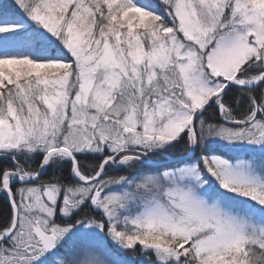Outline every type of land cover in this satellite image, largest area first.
I'll return each mask as SVG.
<instances>
[{
	"label": "snow or ice",
	"instance_id": "6c2138e0",
	"mask_svg": "<svg viewBox=\"0 0 264 264\" xmlns=\"http://www.w3.org/2000/svg\"><path fill=\"white\" fill-rule=\"evenodd\" d=\"M0 195V264H264V0L0 4Z\"/></svg>",
	"mask_w": 264,
	"mask_h": 264
},
{
	"label": "trees",
	"instance_id": "16d2710c",
	"mask_svg": "<svg viewBox=\"0 0 264 264\" xmlns=\"http://www.w3.org/2000/svg\"><path fill=\"white\" fill-rule=\"evenodd\" d=\"M12 0H0V4H8L11 3ZM233 107L235 108V105L233 104ZM247 109V104H242L241 108L236 109V115L240 116L241 113ZM206 118L210 121V122H215L218 121L220 119L219 117V113L214 111L213 109H209L208 113L206 114ZM184 146L181 145L180 148L177 150L178 152H183ZM171 159L174 158V155L170 154ZM156 160H158L159 162H165V158L163 157H158V158H154ZM95 162L92 160H82L81 164L82 167L85 170H88L90 168V166H92ZM162 170V169H161ZM68 169L65 168V170L63 172H57L55 175L57 176H61V177H67L68 176ZM51 173H49L48 175H46L44 177V179H50L51 178ZM10 213H11V209H10V205L8 203V201L5 199V197L3 195H0V226H3L7 220L10 218ZM83 216V213L81 214ZM111 252L116 256V257H120V258H125L127 256H130L131 250L130 251H125V252H120L119 250L115 249V248H110Z\"/></svg>",
	"mask_w": 264,
	"mask_h": 264
},
{
	"label": "rangeland",
	"instance_id": "374dc122",
	"mask_svg": "<svg viewBox=\"0 0 264 264\" xmlns=\"http://www.w3.org/2000/svg\"><path fill=\"white\" fill-rule=\"evenodd\" d=\"M115 248L117 250H119L120 252H125V251H130V250H122L119 249L115 244L112 243V241L108 238H105V240L94 249V251L96 252V254L100 257V259L102 260H106V261H111L113 256H115L110 248ZM116 257V256H115ZM130 256L125 257L124 259H130Z\"/></svg>",
	"mask_w": 264,
	"mask_h": 264
},
{
	"label": "water",
	"instance_id": "95a60500",
	"mask_svg": "<svg viewBox=\"0 0 264 264\" xmlns=\"http://www.w3.org/2000/svg\"><path fill=\"white\" fill-rule=\"evenodd\" d=\"M163 163H165V162H160V164H163Z\"/></svg>",
	"mask_w": 264,
	"mask_h": 264
}]
</instances>
